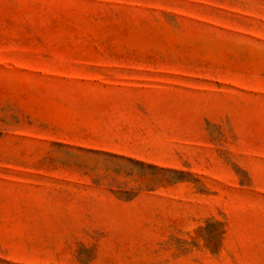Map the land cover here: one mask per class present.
<instances>
[{"label":"rangeland","instance_id":"rangeland-1","mask_svg":"<svg viewBox=\"0 0 264 264\" xmlns=\"http://www.w3.org/2000/svg\"><path fill=\"white\" fill-rule=\"evenodd\" d=\"M0 264H264V0H0Z\"/></svg>","mask_w":264,"mask_h":264}]
</instances>
